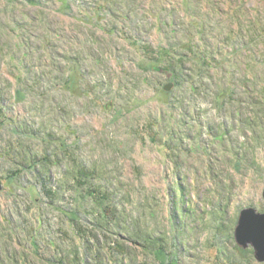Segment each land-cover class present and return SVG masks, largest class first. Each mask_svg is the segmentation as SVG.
Masks as SVG:
<instances>
[{
	"label": "rangeland",
	"instance_id": "374dc122",
	"mask_svg": "<svg viewBox=\"0 0 264 264\" xmlns=\"http://www.w3.org/2000/svg\"><path fill=\"white\" fill-rule=\"evenodd\" d=\"M261 100L264 0H0V264H61L65 230L94 264L85 235L102 219L64 176L78 164L113 193L126 264L247 256L208 211L221 202L235 233L244 207L264 210Z\"/></svg>",
	"mask_w": 264,
	"mask_h": 264
},
{
	"label": "trees",
	"instance_id": "16d2710c",
	"mask_svg": "<svg viewBox=\"0 0 264 264\" xmlns=\"http://www.w3.org/2000/svg\"><path fill=\"white\" fill-rule=\"evenodd\" d=\"M258 102L260 103V101H258ZM261 102H262V104L264 103L263 100H261ZM256 123H258V122L253 117L251 119L247 120L248 127H251V126L255 127ZM48 134H49L50 139H53V136L50 133H48ZM36 135H39V133L37 132ZM177 146H178L177 148L181 147L180 145H177ZM232 148L236 151L235 152L236 153V157H235L236 159L235 160L239 164H241L243 162V160H242L243 154L240 152V150L237 149L236 145ZM28 156H29L28 160L25 157L26 162H27V166H31V162L32 163L34 162V156L32 154H29ZM57 159H60L59 155H58ZM40 161H41V159H40ZM26 162H25V164H26ZM49 162L50 163H47V161L43 162V164L41 165L47 174H48L49 170L51 169V163H54L55 160H51V158H50ZM47 174H44L42 172V177L44 178L42 183L45 184L46 186L49 185L48 188L46 189V193L51 194L53 191L55 192V190H56V189L53 190V186H52V184L54 185L56 180L51 179V176H49ZM95 174H96V170H94V168H91V167L89 168V167H86L85 165H79V164L74 165L73 167H70L64 171V176H71L74 180L73 181L74 184L72 187H74L75 190H77V192H78L77 194H79L78 199H76V201L78 200V202H79L78 208L80 209L82 207V205L86 206V201L92 200L93 206H96L97 210H98V212H97V210L95 211L96 216L100 215V217L102 219V220H99V217H98L97 221L95 222V225H94L95 230L91 228L92 232L90 235L92 236V240H91L90 236L88 235V233L85 235L87 246L89 247L91 242H92L93 248L95 246L97 247L96 248L97 251H94V256H93L94 262L93 263L94 264H108L109 262H107V259L109 261H111V260L115 261L116 255H118V257H121V258L118 259V262L115 261V264H121V262L125 263L124 258L127 256V250H130V248H128L124 242H122L120 239H118L119 237H116V239H115V236H111V234H110L111 232H112V234L114 233L112 230L115 226H117L118 229L121 228L119 221L122 219V217H121V215L118 214L117 205L114 204V197L111 196V195H113V193L109 189L103 190L101 187H99L98 184L96 185V183L94 182V179L96 178ZM56 183H58V184L60 183L59 178H58V181ZM68 184L70 185V183H68ZM82 184H84V186H81ZM63 186L64 185L60 183V187L55 186V188L62 189L61 187H63ZM87 186H89V188L87 189L88 193L86 192V189L85 190L82 189L83 187L87 188ZM181 188L183 189L182 184H181ZM56 193H54V194L56 195ZM86 193H87V195H86ZM110 193H111V195H110ZM109 204L112 206L109 207L108 206ZM112 207H114V208H112ZM186 207H187L186 209L188 211H190V212L193 211V210L189 209V206H186ZM208 212H211V214L216 216L217 219H220V220L216 221L217 233L215 234V237H217V238L220 237V239H221V237H223V239L225 241L231 240V242H233L234 231L232 230V225H229L228 223H226L227 212H226L225 206L221 202H219L218 205L214 206V210H209ZM107 216H108V218H106ZM58 224L61 225V227H59L58 230L61 232V234H63L64 233V228H63L64 224H62V222H58ZM51 228L52 227H50L49 229H51ZM231 231H233V232L231 233ZM100 232L104 233L105 235H108V236H106L107 238L113 239L112 244H110L111 246H108V248H110V250L107 248L108 250L105 251V247H107V246L104 245L105 240L98 237V235H99L98 233H100ZM65 233L67 234V241H68L67 252L68 253L66 255H63L62 250H61L62 248L59 247V245H58L57 257L59 256V262H62L65 264H83V263L84 264H90V261L88 258H91V256L87 257L86 259L84 258V254H85L84 252L85 251L82 254V249L79 248V245L75 241L76 237H73V235H71V233H74L73 230L71 232L65 230ZM68 236H72V238H70V237L68 238ZM116 236H117V234H116ZM55 237H57L59 239L61 238L58 235ZM157 238H158V240L156 241L157 245L160 244V246H161L157 249V252H159V253H163L162 251L166 252L167 248L165 246L166 244L163 243L164 242L163 237H157ZM133 240L135 242L140 243L142 245V247H144V248L148 247L147 244H142L136 238H133ZM52 241L56 245L57 240L55 239ZM158 241H160V242H158ZM233 246L236 249H231L230 252L229 251L223 252V250L220 251V248L218 247V249H219V252H218L219 262L216 261V264H262V263L257 261L256 256H255V252L252 248L244 249L242 252L247 253V250H250L251 253L248 254L247 256H243L239 252L240 249L235 243L233 244ZM152 251H154V249H152ZM134 261H135V258L133 256H131V260L127 264H132V263H134ZM39 263L46 264L45 262H42V261Z\"/></svg>",
	"mask_w": 264,
	"mask_h": 264
},
{
	"label": "water",
	"instance_id": "95a60500",
	"mask_svg": "<svg viewBox=\"0 0 264 264\" xmlns=\"http://www.w3.org/2000/svg\"><path fill=\"white\" fill-rule=\"evenodd\" d=\"M2 186L0 183V190ZM264 196V191H263ZM235 237L244 247L253 246L257 260L264 261V210L244 207L239 214Z\"/></svg>",
	"mask_w": 264,
	"mask_h": 264
},
{
	"label": "bare ground",
	"instance_id": "6f19581e",
	"mask_svg": "<svg viewBox=\"0 0 264 264\" xmlns=\"http://www.w3.org/2000/svg\"><path fill=\"white\" fill-rule=\"evenodd\" d=\"M250 207H252V206H250ZM234 235H235V233H234ZM250 246H252V245H250ZM250 246H249V247H250ZM252 247H253V246H252ZM245 248H246V247H245ZM253 249H254V248H253ZM254 252H255V250H254Z\"/></svg>",
	"mask_w": 264,
	"mask_h": 264
}]
</instances>
